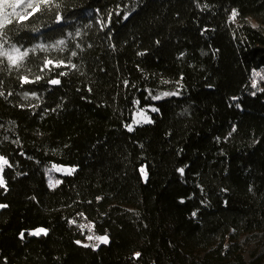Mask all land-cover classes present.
I'll list each match as a JSON object with an SVG mask.
<instances>
[{
    "label": "trees",
    "instance_id": "obj_1",
    "mask_svg": "<svg viewBox=\"0 0 264 264\" xmlns=\"http://www.w3.org/2000/svg\"><path fill=\"white\" fill-rule=\"evenodd\" d=\"M56 2L0 64V264H264V0Z\"/></svg>",
    "mask_w": 264,
    "mask_h": 264
},
{
    "label": "snow or ice",
    "instance_id": "obj_2",
    "mask_svg": "<svg viewBox=\"0 0 264 264\" xmlns=\"http://www.w3.org/2000/svg\"><path fill=\"white\" fill-rule=\"evenodd\" d=\"M60 4L56 2V0H0V64H3L4 61H7V66L9 70L15 69L19 71L21 68H26L29 53L34 52L36 49H40L41 51H48V48L45 47L43 44H37L32 49L23 48V46H17L15 43H10L9 39L7 38L8 31L11 30V27L15 25H24L26 21H30L31 19L38 18L39 16L43 15L45 12H50L53 8H59ZM239 15L238 11L236 9L232 10V13L229 17V22H235L236 17ZM61 17L59 15L56 16L55 23L59 24L61 22ZM125 19H127V15L125 16ZM38 31V29H36ZM64 40H58L56 42L55 46L64 45ZM54 46V47H55ZM79 47V45H77ZM63 49L61 48V51ZM76 52H72V56H76ZM53 62L51 60H46L45 67H47L49 64H52ZM60 63L58 62L56 64V67H59ZM75 67V65H73ZM43 71V69H41ZM60 75H64V73H60ZM257 78H259L260 81H264V68L260 69L259 71L253 70L252 72V87L257 88L258 82ZM41 77L37 76L36 80H40ZM20 80L22 85L33 83V81L29 80L28 76L21 75ZM49 83L55 85L59 84L60 81L53 79L50 80ZM164 83H168L167 81H164ZM260 91H264V88L258 89ZM11 95V93H9ZM175 92H161L159 95L152 96L153 100H160L164 97L176 95ZM0 95H3L2 92H0ZM35 95V94H33ZM149 95H151V92H149ZM252 95H255V92L252 93ZM28 92L24 93V98L28 99ZM137 104H139V101H136ZM236 107H239L237 104ZM152 111H157L156 108H152ZM145 123H151L152 121L145 116L144 117ZM128 130L132 131V127L128 126ZM233 131H235V128H233ZM231 135V133L229 134ZM3 166H11L9 165L7 159L0 155V172L3 171ZM53 168H57V166L54 164L52 166ZM60 170V169H57ZM67 174H71V172L75 171V169H68L65 170ZM143 169H141V172L143 173ZM180 173L183 174L184 169H179ZM56 184H59L60 181L57 180L55 182ZM49 186L52 187V178L49 177ZM5 187V182L2 176H0V188ZM6 190V189H5ZM99 199V198H98ZM7 205L0 204V208H5ZM83 215V213H81ZM195 215V213H193ZM71 223V221H70ZM78 227L81 228V230L84 229L85 225H78ZM93 225L88 226V230L91 232ZM46 234L45 229H37L34 232H30L29 235H39V234ZM21 239L24 238V233H21ZM87 239L89 241L95 239L96 241L100 243H108V237L105 236H97V235H88ZM78 245H81L83 247H92L94 250L99 246V244L96 245H90V244H81L80 241H76ZM137 257H139L140 253L135 254Z\"/></svg>",
    "mask_w": 264,
    "mask_h": 264
},
{
    "label": "rangeland",
    "instance_id": "obj_3",
    "mask_svg": "<svg viewBox=\"0 0 264 264\" xmlns=\"http://www.w3.org/2000/svg\"><path fill=\"white\" fill-rule=\"evenodd\" d=\"M232 23L235 24L236 22H232ZM249 23L251 25H253V26H256V23L255 22L249 21ZM149 112H153L152 109H149ZM145 116H147L150 119V116L148 114V111H146V110H136V111H134L133 117H132V122L128 126H131L133 128L134 126H136L138 124H141V123L147 124V123L144 122V117ZM3 168H4V166H3ZM57 169H60V170H57ZM68 169H74V168L73 167H70V166H57V168H53V167L49 168L47 170L48 183H49V177H51L52 178V183H53V186L52 187H54L56 185L55 182L57 181V176L59 174H61V175H71L74 172L73 171V172H71V174H67L65 170H68ZM2 172H0V176H2ZM142 175H143V177L145 179L146 178L145 171H143ZM37 229H43V228H37ZM37 229H34V230L30 231V232H34ZM46 233H47V231H46ZM40 235H44V234L41 233L39 235H30V236H40ZM88 235H92V234L89 232L86 235L85 241L84 242H81V244L96 245V244H99L100 243V242L96 241L95 239L89 241L87 239V236ZM102 244H104V243H102ZM254 245H255V243H253L251 247H253ZM244 257H245L246 260L249 259V257H248L247 254H245Z\"/></svg>",
    "mask_w": 264,
    "mask_h": 264
}]
</instances>
